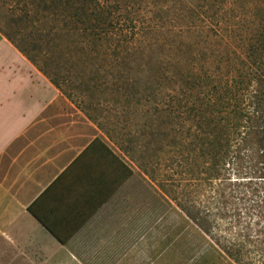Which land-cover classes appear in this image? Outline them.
I'll list each match as a JSON object with an SVG mask.
<instances>
[{
  "label": "crops",
  "instance_id": "obj_1",
  "mask_svg": "<svg viewBox=\"0 0 264 264\" xmlns=\"http://www.w3.org/2000/svg\"><path fill=\"white\" fill-rule=\"evenodd\" d=\"M78 113L0 33V264H212L208 235L162 192L148 205L146 175Z\"/></svg>",
  "mask_w": 264,
  "mask_h": 264
},
{
  "label": "trees",
  "instance_id": "obj_2",
  "mask_svg": "<svg viewBox=\"0 0 264 264\" xmlns=\"http://www.w3.org/2000/svg\"><path fill=\"white\" fill-rule=\"evenodd\" d=\"M156 2L157 15L138 28L142 21L133 20L138 9L132 0H16L30 38L29 50L15 48L38 65L27 53L42 45L50 62L80 66L75 79L82 83L88 77L93 83L87 91L140 99L146 118H154L146 125L150 138L166 140L160 131L172 119L179 128L172 143L179 134L183 146L190 133L194 157L208 161L196 172L213 181L223 176L226 165L242 160L238 148L247 133L241 131H251L259 178L264 179V110L238 109L243 83L254 78L264 84L261 75L248 71L253 65L264 68V18L249 22L238 45V0ZM88 67L90 73H83ZM37 70L62 94V84L74 77L63 67L54 73L44 65ZM68 93V98L74 96ZM261 103L257 100L258 106ZM179 209L201 228L185 208Z\"/></svg>",
  "mask_w": 264,
  "mask_h": 264
},
{
  "label": "rangeland",
  "instance_id": "obj_3",
  "mask_svg": "<svg viewBox=\"0 0 264 264\" xmlns=\"http://www.w3.org/2000/svg\"><path fill=\"white\" fill-rule=\"evenodd\" d=\"M154 1L132 0L134 7L138 9L133 20L137 24L142 21L138 28L145 27L151 16L157 15L158 3H153ZM262 2L238 0V45L248 31L249 22L252 20L258 22L260 18H264ZM18 8L16 0H0V33L12 46L29 50V28L20 21ZM38 48L33 53H27L29 57L35 56L38 65L30 63L36 69L44 65L49 73H54L56 68L62 67L70 71L74 77L62 84L65 94L59 92L79 112L77 114L79 117L94 125L113 148L129 161L132 171L137 175L141 173L146 175L148 205H151L152 197L158 205L160 191L164 197V209L170 204L181 206L197 219L202 229L198 224L196 226L201 231L205 230L204 233L208 235L202 238L205 240V243L203 242L205 248L207 245L211 248L212 264H216L214 257L221 260V264H264V179L259 178L260 167L251 131L247 129L241 131L243 134L247 133L245 142L238 148L242 160H238L235 166L226 165L227 170L223 176L213 181L203 171L196 172L202 170L201 167L204 168L208 161L204 163L203 159L194 157L188 136L190 133L183 146L178 142L179 139L182 140L179 134L176 143H172V137L179 129L173 125L172 119H168L165 129L160 131L170 140L168 137L163 141L157 136L150 138L148 133L151 128L146 125L154 122V118H146V109L140 99L126 95L113 97L109 94H100L97 90L87 91L93 82L87 81L88 77L84 78L82 83V80L75 79L80 66L67 65L63 61L59 62L60 65L50 62L45 48L42 45ZM107 67L108 65L103 68L109 70ZM255 67L251 66L248 69L249 73L251 76L261 75L263 82V66L260 70ZM84 70L83 73H90L89 67ZM253 79L251 83H243L244 96H238V109L245 111L249 108L252 113L257 110L262 112L264 84ZM68 92L74 95L70 97L71 99L68 98ZM259 99H262V106L257 105ZM185 128L186 126L181 129L184 131ZM158 148L163 149L157 151ZM136 180L133 182L136 184L134 188H138L139 180L138 178ZM142 182L141 180L140 183ZM152 190L155 191V196L149 193Z\"/></svg>",
  "mask_w": 264,
  "mask_h": 264
}]
</instances>
